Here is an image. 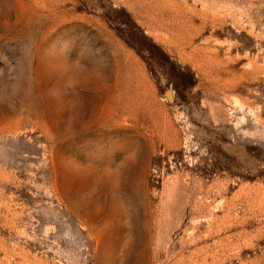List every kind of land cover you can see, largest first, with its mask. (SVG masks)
Returning a JSON list of instances; mask_svg holds the SVG:
<instances>
[{
	"label": "rangeland",
	"instance_id": "374dc122",
	"mask_svg": "<svg viewBox=\"0 0 264 264\" xmlns=\"http://www.w3.org/2000/svg\"><path fill=\"white\" fill-rule=\"evenodd\" d=\"M0 264H264V0H0Z\"/></svg>",
	"mask_w": 264,
	"mask_h": 264
},
{
	"label": "bare ground",
	"instance_id": "6f19581e",
	"mask_svg": "<svg viewBox=\"0 0 264 264\" xmlns=\"http://www.w3.org/2000/svg\"><path fill=\"white\" fill-rule=\"evenodd\" d=\"M116 118L118 119L119 116L116 115ZM117 135H118V133H117ZM94 180H95V179H94ZM90 186H91L92 188L96 189L97 186H98V183H96L95 181H93V182H91Z\"/></svg>",
	"mask_w": 264,
	"mask_h": 264
}]
</instances>
